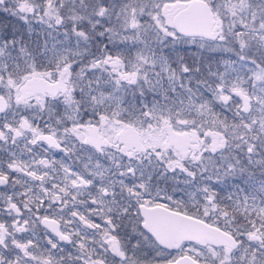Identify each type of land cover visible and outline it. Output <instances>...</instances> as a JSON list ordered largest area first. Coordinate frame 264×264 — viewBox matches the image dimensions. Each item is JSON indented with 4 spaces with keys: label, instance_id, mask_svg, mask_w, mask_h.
<instances>
[{
    "label": "snow or ice",
    "instance_id": "snow-or-ice-1",
    "mask_svg": "<svg viewBox=\"0 0 264 264\" xmlns=\"http://www.w3.org/2000/svg\"><path fill=\"white\" fill-rule=\"evenodd\" d=\"M0 264H264V0H0Z\"/></svg>",
    "mask_w": 264,
    "mask_h": 264
}]
</instances>
